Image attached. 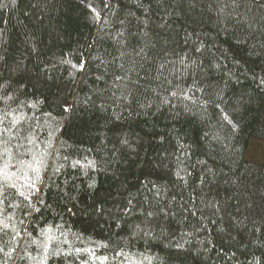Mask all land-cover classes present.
Listing matches in <instances>:
<instances>
[{"label":"trees","instance_id":"16d2710c","mask_svg":"<svg viewBox=\"0 0 264 264\" xmlns=\"http://www.w3.org/2000/svg\"><path fill=\"white\" fill-rule=\"evenodd\" d=\"M261 144L264 0H0V264H264Z\"/></svg>","mask_w":264,"mask_h":264},{"label":"snow or ice","instance_id":"6c2138e0","mask_svg":"<svg viewBox=\"0 0 264 264\" xmlns=\"http://www.w3.org/2000/svg\"><path fill=\"white\" fill-rule=\"evenodd\" d=\"M5 151H7V149H5ZM5 167H7V165H5ZM2 173H4V169H3V168H0V174H2ZM37 178H38V173H37ZM10 179H11L10 176H6V177H5V180H4L3 182H0V195H4V188H5L6 186H10V187H13V188L16 187V184H15V183H12V184H10V185L7 184V181L10 180ZM31 186H32V187L35 186L34 181L32 182ZM18 194L21 195V196H24V199H26V200L28 199V197L25 196V194H24L23 192H19ZM3 203H4V200H0V204H3ZM5 227H7V225H5ZM18 234H19V233H17V235H18Z\"/></svg>","mask_w":264,"mask_h":264},{"label":"rangeland","instance_id":"374dc122","mask_svg":"<svg viewBox=\"0 0 264 264\" xmlns=\"http://www.w3.org/2000/svg\"><path fill=\"white\" fill-rule=\"evenodd\" d=\"M259 147H260V148H259V153H258V155H263V157H264V144H261Z\"/></svg>","mask_w":264,"mask_h":264}]
</instances>
